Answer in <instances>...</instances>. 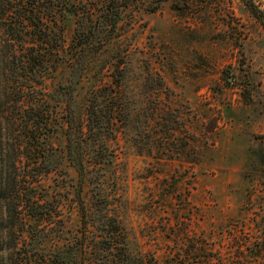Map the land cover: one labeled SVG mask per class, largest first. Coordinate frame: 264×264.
I'll return each instance as SVG.
<instances>
[{
  "label": "rangeland",
  "instance_id": "1",
  "mask_svg": "<svg viewBox=\"0 0 264 264\" xmlns=\"http://www.w3.org/2000/svg\"><path fill=\"white\" fill-rule=\"evenodd\" d=\"M127 1L124 29L78 59L82 87L75 99L82 105L97 87L124 109L111 147L130 246L161 264L198 237L227 264L231 225L252 233L264 220V195L254 180L264 156V29L240 0ZM255 3L264 10V0ZM57 15L60 54L69 56L74 16L60 8ZM94 39L102 33L88 40ZM68 70L59 68L47 88L54 92ZM53 141L61 143L60 134ZM76 223L72 213L68 235L80 231ZM55 243L65 246L61 238L29 241L20 250L26 254L14 257L49 264Z\"/></svg>",
  "mask_w": 264,
  "mask_h": 264
},
{
  "label": "trees",
  "instance_id": "2",
  "mask_svg": "<svg viewBox=\"0 0 264 264\" xmlns=\"http://www.w3.org/2000/svg\"><path fill=\"white\" fill-rule=\"evenodd\" d=\"M240 1L264 29V10L255 0ZM128 4L0 0V264H20L14 256L26 254L20 250L29 241L58 238L65 246L55 243L49 264H160L132 249L119 215L123 197L111 143L122 105L97 87L89 88L82 105L75 99L82 87L78 59L87 46L108 42L117 29H124ZM58 8L74 16L69 56L60 54L65 47L57 32ZM95 33L103 39L88 40ZM62 66L70 70L52 92L46 81ZM58 134L62 142L55 144ZM254 170L264 195L263 155ZM72 213L80 231L75 228L68 235L65 225ZM236 226L228 231L227 264H259L264 260V220L252 233H236ZM184 243L183 255L176 252L161 264H215V258L223 264L216 252L205 249L204 239L191 237Z\"/></svg>",
  "mask_w": 264,
  "mask_h": 264
}]
</instances>
